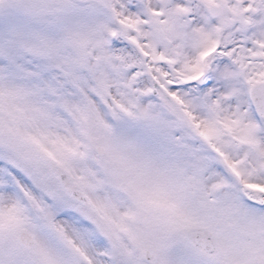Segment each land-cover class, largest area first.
<instances>
[{
  "label": "snow or ice",
  "instance_id": "obj_1",
  "mask_svg": "<svg viewBox=\"0 0 264 264\" xmlns=\"http://www.w3.org/2000/svg\"><path fill=\"white\" fill-rule=\"evenodd\" d=\"M0 264H264V0H0Z\"/></svg>",
  "mask_w": 264,
  "mask_h": 264
}]
</instances>
